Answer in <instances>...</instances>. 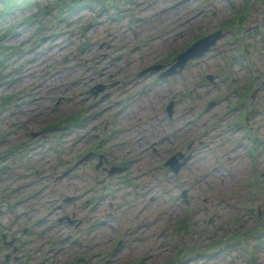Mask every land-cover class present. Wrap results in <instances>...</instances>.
Here are the masks:
<instances>
[{
    "label": "rangeland",
    "instance_id": "obj_1",
    "mask_svg": "<svg viewBox=\"0 0 264 264\" xmlns=\"http://www.w3.org/2000/svg\"><path fill=\"white\" fill-rule=\"evenodd\" d=\"M34 1L40 4L47 3V0ZM135 1L139 4L135 6L134 12L131 13L133 15L132 20L123 17L121 21L114 23L104 13H101L100 17L96 18L98 19V26L96 25L95 27H88V21L90 19L93 20L94 12L99 9L98 2H92L91 6H88L89 3L84 5L77 15L73 14L67 20H65L67 16L58 21L55 20L52 13H46L42 16L44 25L47 24L50 28L48 27L45 33L38 34L39 30L34 27L35 23L27 25L20 19L26 14H31L37 7L24 10L21 13L17 12L15 19L18 23L15 29L16 33L14 32L15 34H8L4 37V44L16 46V49L6 59L0 60V72L12 75V79L16 82L14 85L11 82L1 83L0 94L9 92L16 94V89L19 91L23 86L28 88L26 95L23 94V97H13L12 102L7 106L8 113H0V129L8 130V137L12 142L23 140V138L19 137V134H22L26 127L31 128L33 131H39L52 125L64 114L63 112L71 109L74 111L78 105L86 108L95 101L91 100L92 96L89 93L78 94L76 97L73 96L75 98H70L72 97L71 91H74L75 88L80 93L86 92L88 86H93L99 82L103 84L112 83L117 77L122 75L125 76V79L130 75L131 82L125 86L126 88L121 90V94L123 96L128 94L131 97L129 99L127 98L129 96L126 97L129 106L121 109L116 119L120 117L123 121L129 123L131 132L133 131V134L137 135L136 138L139 137V134H142L139 132L143 131V127H147L148 130L153 132L152 138H156V134L160 130V126L157 124L160 121L153 118L146 120V116H142L145 112L142 109V105L145 99L153 101L158 99V96L154 94L162 93L164 88L157 86L154 90H151V87L154 86L152 84L149 91L137 92L138 88L140 89L141 86L146 87V84L150 83L151 80L149 78L150 73L137 76V71L148 64L168 58L174 48L184 45L192 35L217 28L222 20L231 16L235 11V7L232 4L239 5L242 2V0ZM130 5L133 8L134 4ZM243 10L247 14L250 11V4L246 3ZM256 12L257 15L261 10L257 9ZM125 13L127 14L128 12L123 14ZM190 16L192 18L188 22L187 19ZM255 17L248 19L245 24L253 23ZM10 20L14 21V19ZM8 24L0 26V32ZM64 31L69 32L68 34L64 33L65 35L67 34L66 38L64 39L62 36L57 38L56 41L58 42H56V45L47 48L48 51L45 52V58L44 54L38 53L39 49L36 47L30 49L31 46H35V40L39 35L44 36L46 42H48L51 37L55 36V32ZM50 34L51 36H49ZM231 37L232 34L227 32L218 41L217 51L223 54L222 50L225 49L226 54H228V47L232 43L228 44L227 41ZM80 42H85L82 44L84 46L83 50H78L77 48ZM19 45L20 47H18ZM237 45L236 43L232 47H237ZM19 54L21 55L20 57ZM113 54L118 55L114 56V60H110ZM65 57L67 61H64ZM24 59L27 60V71L24 77H22L23 75L21 76L22 78L13 76L14 69ZM80 62L83 63L81 64ZM93 63H96V69L92 67ZM22 70L23 68L20 69V71ZM197 72L198 69L196 72L192 70L184 75L188 77V73L192 74L193 77L190 81L194 82ZM181 76L179 75L178 77ZM37 83L38 85L36 86ZM219 86L222 87V83H219ZM112 88L113 86L110 89ZM215 89L217 90V88ZM115 90H118V88H115ZM207 90L201 89V91ZM203 95H206V92ZM212 95L213 92H211L210 96ZM134 97L136 99L133 100ZM17 102L18 107L15 106ZM205 116L197 119L198 122H202ZM115 126L117 125L115 124ZM185 135L186 133L181 134L182 140ZM200 142L197 138L196 143ZM144 143L141 140L138 141V144H141L142 147ZM8 146L9 144L0 135V152L5 151ZM103 147L106 148V143ZM73 149L72 153L68 152L63 154L62 157L66 159L68 156H74L78 151L75 148ZM125 150V148L119 147L111 154H108V156L111 160L118 161L119 158L129 154V151L125 153ZM144 151L145 149L142 153ZM32 154L27 156L28 160L24 157L22 161L15 162L13 169L9 168L6 173L0 175V178L3 186L13 182L12 185H15L16 189L22 185L14 194L16 198H20L22 195L26 196V198L23 199V196L21 197L22 200L19 202L16 212L23 214L19 218L20 222L34 221L36 223L33 228L35 232L34 239H28L25 248L29 249V252L37 262H43L44 257L42 255L47 254L49 260L41 264H69L76 259L75 255L78 251L83 249L88 250L92 254L99 253L100 256L97 259L102 260L104 264H122L126 260L129 262L134 257H142L144 264H167L166 261L169 259V254L173 250L174 244H171L169 239L163 237L160 227L163 222H172L177 216H180V212H183L185 202L179 208L172 205L174 200H170L171 196L173 197L172 194H176V188H172L174 192L167 190V186L176 185L177 182L168 183L161 181L153 169L150 172L152 177L147 180L143 187H139L142 192L148 189L139 202L147 201L150 192L157 191V195L152 202L147 205H141L137 199L130 200L131 197L129 195L133 191L127 186L129 182L118 183V190L108 196L107 199L101 200L96 206L94 204L89 210L91 201L86 206H83L82 202L89 194L85 193L88 189L85 186L90 180L89 176L91 177L92 171L85 169V167H80L77 175L70 176L69 174L72 171L64 174L65 167L60 164L58 159L54 158V150L41 151L40 148L34 147ZM145 154L147 159L139 161V164L146 162L148 165L152 160H158L157 154L153 150L145 151ZM7 155L12 158L11 155ZM20 157L22 156H17V158ZM40 158L43 159L41 160ZM47 158L49 161L46 160ZM261 161H264V157ZM209 163L207 165L199 164L195 169L198 172L205 170L206 178L202 184L204 186L213 184L215 186L213 194L217 197L221 196L222 192H226L225 194L232 196V201H237L236 191L241 185V180L249 173L246 167L249 166L250 161H243L242 159L237 161L235 157L224 164L228 171L216 170V173L213 171V161L211 159ZM21 164L29 167L27 166V169L23 170ZM36 169L38 170L37 172L35 171ZM129 171L133 172L132 179L135 175L141 173L136 163L130 165ZM24 174H26L25 177ZM105 174H100L101 184L99 187L101 186L102 189L109 186V180L104 179L106 178ZM41 181H50L49 187L54 189L51 194L43 191L32 194V191H36L39 188ZM130 182L136 183L138 180ZM113 183L117 182L113 181ZM216 187L220 193L217 192L218 189ZM134 188L135 186H133ZM126 190L128 194L122 196ZM205 191L199 190L202 194H205ZM213 194L209 193L208 195L212 197ZM67 196H70L71 199L64 202ZM195 201L199 206H204L198 197L197 200L195 198ZM59 202H63V207L49 214L50 219L47 221H52L56 215L66 214L74 220L73 225L80 230L85 229L86 231L96 223L89 233L86 232L85 240L82 244L79 243L80 241L74 242L73 238H69L68 233H66L69 231L67 220L60 222L58 225H53L55 226L54 228L49 226V223L41 220V215L45 211L52 209ZM111 204L115 209L118 205V208L113 210V213L111 211L108 212ZM167 206L169 207L166 208ZM115 214L119 217L118 220L113 218ZM17 218V215L15 218L10 217V215L8 217H0V222L7 220V222L11 223L17 221ZM12 226L14 227V225ZM129 228L133 230L132 234L128 236L131 240L122 247L114 246L113 243L118 238L117 230L125 232ZM54 230H57L55 231L57 233ZM164 233L167 232L165 231ZM11 236L12 230L8 231V238ZM57 238L66 243L64 249H59V247L57 248L58 245L53 244V241H58ZM122 248L125 249L122 250ZM106 256H110V259L106 260ZM261 260L262 264H264V255L261 256ZM0 264L2 263L0 262Z\"/></svg>",
    "mask_w": 264,
    "mask_h": 264
},
{
    "label": "trees",
    "instance_id": "obj_2",
    "mask_svg": "<svg viewBox=\"0 0 264 264\" xmlns=\"http://www.w3.org/2000/svg\"><path fill=\"white\" fill-rule=\"evenodd\" d=\"M62 2L63 4L70 5L72 3H76L77 1L62 0ZM33 3L34 2H32L31 0H0V23L7 20V16L10 12L14 11L15 9H19V8L23 9L29 7ZM43 10L35 11L34 16L41 15V12H43ZM12 30H13V26L6 27L5 33L12 32ZM0 108L2 109L1 104H0Z\"/></svg>",
    "mask_w": 264,
    "mask_h": 264
},
{
    "label": "water",
    "instance_id": "obj_3",
    "mask_svg": "<svg viewBox=\"0 0 264 264\" xmlns=\"http://www.w3.org/2000/svg\"><path fill=\"white\" fill-rule=\"evenodd\" d=\"M178 64L182 65L183 64V60H179Z\"/></svg>",
    "mask_w": 264,
    "mask_h": 264
}]
</instances>
